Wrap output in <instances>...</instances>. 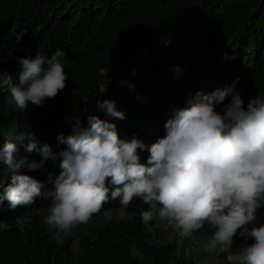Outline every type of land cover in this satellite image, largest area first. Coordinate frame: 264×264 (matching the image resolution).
<instances>
[{
    "label": "trees",
    "instance_id": "1",
    "mask_svg": "<svg viewBox=\"0 0 264 264\" xmlns=\"http://www.w3.org/2000/svg\"><path fill=\"white\" fill-rule=\"evenodd\" d=\"M16 23L27 28L23 39L5 40ZM57 49L66 54L65 88L42 106L30 103L27 110L13 109L10 86L18 83L19 58L38 53L51 57ZM3 77L10 85L2 86ZM237 77L245 106L264 93V0H0V148L15 142L29 126L39 146H51L56 159H48L40 169L19 170L43 182L42 191L54 188L49 176L59 175V153L68 148L58 137L73 134L75 119L87 127L88 116L96 115L115 123L121 139L136 136L150 146L166 135L174 107H183L197 91L211 93ZM83 95L89 96L87 104ZM99 98L114 102L126 118L98 110ZM228 102L230 98L224 103ZM137 153L147 164L150 153L139 149ZM22 157L29 162L43 159L39 152L21 147L17 159ZM13 174L0 163V196ZM108 186V202L90 219L118 208L132 218L97 229L93 246L77 260L69 237L56 241L44 227L38 212L50 200L37 197L15 211L4 200L0 264H171L174 246L150 244L143 234L140 214L149 205L133 197L124 208L119 198H111L119 186ZM257 215L258 224L264 223V208ZM26 217L32 218V228L24 231L18 222ZM239 231L233 239L241 246L244 238Z\"/></svg>",
    "mask_w": 264,
    "mask_h": 264
},
{
    "label": "clouds",
    "instance_id": "2",
    "mask_svg": "<svg viewBox=\"0 0 264 264\" xmlns=\"http://www.w3.org/2000/svg\"><path fill=\"white\" fill-rule=\"evenodd\" d=\"M26 32L16 23L4 39L15 37L19 43ZM65 56L57 49L51 57L38 53L19 58L18 83L10 86L17 109L27 110L30 103L42 106L65 88ZM239 79L208 94L197 91L183 107H174L165 124L166 135L150 146L136 136L121 139L115 123L96 115L88 116L87 127L75 119L73 134L58 137L68 148L59 153V175L49 176L51 191H42L45 184L32 176L19 174L21 168L40 169L48 159H56L50 145L39 146L29 126L15 142L0 148V163L14 172L0 203L7 200L15 211L37 197L50 200L44 222L67 231L86 224L101 210L109 200L108 185L119 186L111 198H119L120 206L127 208L133 197L149 205L140 214L143 224L158 218L173 225L182 238L207 225L213 231L203 243L204 251L223 256L226 264H264V223L258 224L257 215L264 208V93L245 106ZM81 99L87 104L89 96ZM95 107L110 117L126 118L108 99H97ZM21 147L39 152L43 159H17ZM138 149L150 153L147 164L141 163ZM239 229L244 242L233 251ZM135 256L144 259L138 252Z\"/></svg>",
    "mask_w": 264,
    "mask_h": 264
},
{
    "label": "rangeland",
    "instance_id": "3",
    "mask_svg": "<svg viewBox=\"0 0 264 264\" xmlns=\"http://www.w3.org/2000/svg\"><path fill=\"white\" fill-rule=\"evenodd\" d=\"M6 84L10 85L9 78L3 77L2 86ZM10 105L15 109L14 101ZM47 207L38 212L43 216L42 221L46 231L56 241L68 239L69 237V243L74 250V260L79 259L82 254L86 253L93 246V241H95L94 234L97 229L132 218L131 214L121 208L112 209L104 212L98 218L90 219L86 224L75 225L70 230L64 231L49 226L44 222L45 217L48 215ZM18 224L21 229L26 231L28 227L32 228V218H22ZM210 229L205 225L199 231L194 232L191 237L182 238L177 234L173 225L161 222L158 218L150 221L147 225L142 224L143 234L150 244H169L174 246L175 250L171 264H185L186 262L192 264H226L223 256L209 254L203 249V243L210 237ZM239 248L240 246L234 242L233 251H237Z\"/></svg>",
    "mask_w": 264,
    "mask_h": 264
}]
</instances>
